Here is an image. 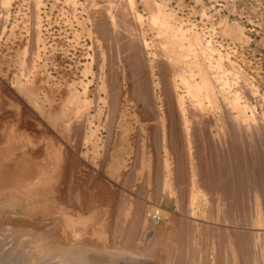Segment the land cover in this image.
Masks as SVG:
<instances>
[{"label": "bare ground", "instance_id": "obj_1", "mask_svg": "<svg viewBox=\"0 0 264 264\" xmlns=\"http://www.w3.org/2000/svg\"><path fill=\"white\" fill-rule=\"evenodd\" d=\"M107 1L103 16L87 0L94 52L81 97L46 95L42 0L10 80L0 52V230L21 241L10 250L21 264H264V91L165 1L140 0L145 18L135 0ZM21 3L0 0V45L19 34ZM120 35L126 48L111 54ZM102 117L103 141L92 128Z\"/></svg>", "mask_w": 264, "mask_h": 264}, {"label": "rangeland", "instance_id": "obj_2", "mask_svg": "<svg viewBox=\"0 0 264 264\" xmlns=\"http://www.w3.org/2000/svg\"><path fill=\"white\" fill-rule=\"evenodd\" d=\"M69 1L70 0H42V5L44 4V6L41 5L40 8L41 11L40 36L43 42L45 43L46 51L44 53V56H42L41 61H38V64L39 66L41 63L45 64L44 67L40 69L41 70L40 74L42 76L41 78L44 81L43 83L44 88L46 90L50 89V91L46 92V95H50V94L58 95L56 96L57 102H58V98L61 97L59 96L61 93H62L61 95H68V87L73 89L74 92H76V95H79L80 97L84 95L82 85L85 84V80L87 78V75L85 74L87 67L85 66H88L90 64L91 56L89 55H92V53L94 52L93 51L94 49H92L91 46L92 43L89 37L87 36V29H86L90 26L89 24L90 19L88 17L91 14L90 13L91 11L87 8L88 7L87 0H77V1L75 0L78 5L74 7L71 6ZM101 1L95 0V4L96 3L102 4V5L101 4L96 5L97 6L96 11L98 9L97 13L104 16L105 15L104 11H106L105 9L106 5L108 4L107 7H110V5L113 6V4H110L108 2L110 0L107 1L108 2L107 4L105 2L106 0H101ZM117 1L118 2L120 1L119 2L120 5L122 6L125 5L121 3L124 0L123 1L117 0ZM155 1L159 2L161 0H155ZM162 1H165L166 11L167 12L172 11V14L175 15L179 19V21L183 24L184 29L193 27V30H196L197 32L199 30H200L199 32L202 31L205 37H209L211 34V38L213 39L214 43L216 42L215 45L217 46V48H219V50L222 53L231 51V55H235V56H231L229 53L230 59L233 61L235 59L234 63L240 68L243 67L242 68L243 71L246 72L248 77L250 76L249 79L252 81V84L255 87L256 86L258 87L257 90L259 92L264 91V87H263L264 76H262L264 74H261L264 73V50H263L264 49V41H263L264 40L263 37L264 36V0H162ZM20 2H22L20 4L21 30L19 34L16 35L15 37L16 39L14 38L10 39L11 44L9 43V41L5 43H3L4 42L3 41L0 45V52L6 53V56L4 57L5 60H3L1 64V70L3 71V73L7 72L6 77L8 80H10V78L12 79L13 77L12 73L18 72V71L16 72V69H18L19 71L20 68L22 70L24 69L25 67L24 64L26 63L27 56L29 55L28 47L29 44H31L29 43V41L31 42L30 38L31 35H33V26H32L33 22L31 19V17L33 16L31 12L32 0H23V1L20 0ZM135 2H136V11L142 17L144 16L143 18H145L147 14L142 4L140 3V0H135ZM103 6L105 8H102ZM101 10L103 11L102 13L104 14L100 12ZM15 12H16V7L15 4H13L11 8V16H13ZM219 20L226 21L227 24L232 25L235 31H239V30L242 31L239 32L241 33V36H243L242 38L244 39L242 41H234L228 37L223 36L220 30L221 21ZM12 21L13 20L11 18L10 23H12ZM143 23H144L143 28L144 29L146 28L148 31L147 40L154 41L153 39H155L156 37L158 38L159 35L156 33L157 31L153 30L155 32L153 31L150 32L149 31L150 28L148 24L146 22ZM107 29L110 30L108 26L106 30ZM119 30L121 31V28H116V31ZM120 31L119 33H122V31L125 30L122 29V31L121 32ZM211 31L212 33L207 34ZM120 36L116 37L119 40L117 41V43L113 41L112 46L110 45V51L112 52L111 54H114L118 50L122 51L126 48V44L122 40L123 36H121V38ZM261 41L263 43H261ZM114 42L116 43V45L114 44ZM123 43L125 44L124 48H123ZM154 43H156V40ZM119 44L121 45L122 49H120ZM113 45L116 47H114ZM226 47L228 49L227 51L225 50ZM17 56L20 60H22L23 63L22 67H20L19 61H16L18 60L16 59ZM231 57H233V59ZM95 68L96 65L94 64L93 69L95 70ZM5 69L6 70L9 69V70L6 71ZM92 89L93 87H90V90ZM27 92L25 90V92L22 93L17 92V94L15 95H30L27 94ZM37 94L42 95L41 92L36 93V95ZM89 95H91L90 92ZM91 113L93 114V112ZM103 121H104V117H102V120L100 121L101 123L98 122L96 119H93V123H92L93 129H95V127L98 125L96 129V135L101 139V141H103L104 139L103 135L106 133L105 127L102 126L104 125ZM95 124L97 125L95 126ZM117 140L118 139L114 137L112 141L117 142ZM133 144H132L133 151L134 149L135 151L131 153V156L132 155L133 156L132 157L130 156L129 163L133 165L134 168H137L138 155L136 157L134 156L136 155L137 144H135L136 146ZM133 157H135V159L137 160L133 159ZM131 160L136 161L134 162L135 164L133 163V161L131 163ZM170 208L177 209V206L172 205L170 206ZM20 242L21 241L18 238L17 233L15 231L13 232L10 230L7 231L0 230V259L6 260V262L1 264H7L8 262L12 264L22 263L21 262L22 255L20 256V253L22 251L19 252V251L10 250L12 245L16 243L19 244Z\"/></svg>", "mask_w": 264, "mask_h": 264}]
</instances>
